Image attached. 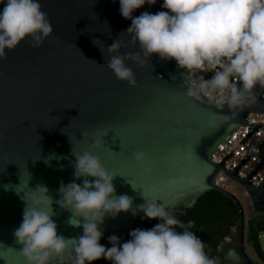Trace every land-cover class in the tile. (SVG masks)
Wrapping results in <instances>:
<instances>
[{"label":"water","instance_id":"obj_1","mask_svg":"<svg viewBox=\"0 0 264 264\" xmlns=\"http://www.w3.org/2000/svg\"><path fill=\"white\" fill-rule=\"evenodd\" d=\"M39 3L53 32L39 47L31 46L29 37L15 49H6V55L0 58V264H28L14 236L23 219L24 199L38 184L48 187L54 201L60 199L61 182L67 185L75 179L72 149L80 153L90 150L92 134L102 128L110 133L104 138V146L93 154L116 175V195L132 198L133 209L144 203V196L164 204L179 217L204 193L219 192L237 209L242 264H251L243 248V207L232 193L215 184V177L223 170L245 190L254 209L264 211V180L258 185L250 182L264 159L248 175L239 177L236 171L250 154L227 170L224 161L233 152L218 163L211 161V153L238 127L255 125L248 127L239 142L242 144L264 126L246 121L249 113L264 112V88L257 85L254 99L242 106L230 108L225 104L221 108L207 98L187 97L186 70L179 69L174 60H161L155 54L150 58L141 54L143 65L125 61L135 74L136 84L130 86L106 66L107 47L117 39L121 54L140 51L130 34L124 33L131 20L121 16L119 0ZM162 3L157 0L155 5L145 4L133 15L164 11ZM94 39L98 46L93 44ZM53 117H61L59 123ZM85 132L88 136L83 137ZM263 144L264 139L257 147ZM139 151L151 160V174L136 163L134 154ZM52 209L60 235L73 239L83 234L82 227L67 223L72 216L69 210L55 202ZM157 223L144 217L142 211L106 217L100 243L111 247L108 237L116 235L125 242L132 230L151 229ZM74 256L69 240L66 252L53 256L49 264H72Z\"/></svg>","mask_w":264,"mask_h":264},{"label":"clouds","instance_id":"obj_2","mask_svg":"<svg viewBox=\"0 0 264 264\" xmlns=\"http://www.w3.org/2000/svg\"><path fill=\"white\" fill-rule=\"evenodd\" d=\"M156 3L157 0H119L121 16L131 20L124 33L130 34L131 42L138 44L140 51L121 54L118 39L107 47L106 66L117 79L135 86V74L125 61L131 59L143 65L141 54L145 58L155 54L161 60H174L179 69L186 70L187 97L207 98L221 108L225 104L230 108L242 106L254 99L257 85L264 88V0H163L164 11L133 15L145 4ZM0 4V58L6 55V49H15L29 37L31 46L39 47L53 32L39 0H0ZM208 72L212 73L210 78L198 75ZM53 118L58 123L61 119ZM63 129L61 132L67 135ZM109 133L108 128L97 129L92 134L90 150L80 153L72 149L75 179L67 185L61 182L60 199L54 201L43 184L32 189L28 199L22 198L23 219L14 236L28 264H49L53 256L66 252L69 240L75 253L72 264H94L101 258L111 264H218V259L206 253L205 243L191 231L194 222H182L164 204L144 196V203L133 209L132 198L116 195V175L93 154V150L104 146ZM134 158L146 174H151L152 162L145 152H136ZM81 178L82 183L75 182ZM54 202L72 213L67 223L82 227L79 238L68 239L58 233L53 219ZM129 211L133 215L142 211L144 217L159 223L151 229L132 230L131 238L125 242L112 235L108 237L111 247L101 244L105 218ZM227 256L232 259L235 252L230 250Z\"/></svg>","mask_w":264,"mask_h":264},{"label":"trees","instance_id":"obj_3","mask_svg":"<svg viewBox=\"0 0 264 264\" xmlns=\"http://www.w3.org/2000/svg\"><path fill=\"white\" fill-rule=\"evenodd\" d=\"M188 215H191V221L194 227L191 229L204 243L205 251L208 255L215 250L220 238L227 235L231 228L236 225L239 243L238 221L239 215L235 208H230L227 201L219 192L211 190L198 198L196 203L187 209ZM258 219H251L248 222L246 239L255 248L256 253L264 261V254L259 245V234L264 231V212ZM227 217V220L223 218ZM183 215L178 217L182 221ZM236 253L238 254V244ZM239 256V254H238ZM240 257V256H239ZM227 264H238V259Z\"/></svg>","mask_w":264,"mask_h":264},{"label":"built area","instance_id":"obj_4","mask_svg":"<svg viewBox=\"0 0 264 264\" xmlns=\"http://www.w3.org/2000/svg\"><path fill=\"white\" fill-rule=\"evenodd\" d=\"M198 75H204L205 78H210L212 73H198ZM262 99L264 102V96ZM246 121L249 123H264V112H251L247 115ZM248 127L254 128L255 125H242L238 127V129L233 130L222 142L218 143L216 148L211 153V161L218 163L230 151L233 152L224 161V168L227 170L233 169L247 154H250L251 157L247 159L236 171L239 177H245L248 175L264 159V144L260 148L257 147L258 143L264 139V126L259 127L244 143H239L247 135ZM228 180L232 179L227 173L220 170L215 177V184L224 188V183ZM263 180L264 165H262L250 177L252 185H258Z\"/></svg>","mask_w":264,"mask_h":264},{"label":"rangeland","instance_id":"obj_5","mask_svg":"<svg viewBox=\"0 0 264 264\" xmlns=\"http://www.w3.org/2000/svg\"><path fill=\"white\" fill-rule=\"evenodd\" d=\"M233 180H228L224 183V189L227 191L232 192L235 197L240 201L242 207H243V212H244V241H243V248L245 254L248 256L249 260L251 261V264H264V261L260 258V256L257 255L256 250L254 247L251 246V244L247 241L246 239V233H247V226L248 222L251 219H258L264 211H256L254 209V206L252 204V201L250 197L247 195V193L243 190L242 187L237 185L236 183H233ZM259 245L260 248L264 254V231H261L259 234ZM238 244V254L236 253V247ZM222 250H225L228 254L230 250L235 252V257L232 259H229L227 256V259L229 262H232L236 259H238V264H241L243 257L240 255V243H238V236L236 235V231L232 233L231 238L226 240V243L223 244ZM228 262L226 261V264Z\"/></svg>","mask_w":264,"mask_h":264},{"label":"flooded vegetation","instance_id":"obj_6","mask_svg":"<svg viewBox=\"0 0 264 264\" xmlns=\"http://www.w3.org/2000/svg\"><path fill=\"white\" fill-rule=\"evenodd\" d=\"M233 183H236V182H233ZM236 184L239 185L238 183H236ZM239 186L241 187V185H239ZM230 193H232V192H230ZM224 198L226 199L227 205L230 208H235L236 209V207H235V205L233 203L229 204L228 203V199L226 197H224ZM236 211H237V209H236ZM183 216H184V218L182 219V222L187 223V222L191 221V215H188L187 210H186L185 215H183ZM223 219L224 220H227L228 218L227 217H224ZM177 230H181V229H177ZM238 230H239V221H238ZM235 231H236V234H237V227H236V225H234L231 228L230 232L227 235H224L222 238H220L218 244L215 247V250H212L210 252L209 257L210 258H216V259H218V264H226L227 252L225 250H222L221 248H222L223 244L226 243V240L229 239V238H231L232 233L235 232ZM243 261L244 260H242L241 264L243 263ZM94 264H111V261H108V260H105V259L101 258L99 260H96Z\"/></svg>","mask_w":264,"mask_h":264}]
</instances>
